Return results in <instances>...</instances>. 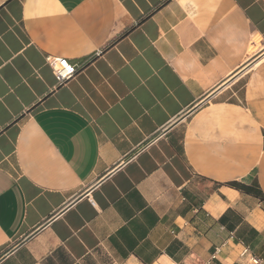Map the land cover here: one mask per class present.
<instances>
[{
  "label": "crops",
  "instance_id": "obj_1",
  "mask_svg": "<svg viewBox=\"0 0 264 264\" xmlns=\"http://www.w3.org/2000/svg\"><path fill=\"white\" fill-rule=\"evenodd\" d=\"M0 264H264V0H0Z\"/></svg>",
  "mask_w": 264,
  "mask_h": 264
},
{
  "label": "built area",
  "instance_id": "obj_2",
  "mask_svg": "<svg viewBox=\"0 0 264 264\" xmlns=\"http://www.w3.org/2000/svg\"><path fill=\"white\" fill-rule=\"evenodd\" d=\"M46 62L52 67L53 72H55L59 84L66 83L78 73L76 64H73L64 57L48 54ZM248 251V248H244L241 254L245 255Z\"/></svg>",
  "mask_w": 264,
  "mask_h": 264
},
{
  "label": "bare ground",
  "instance_id": "obj_3",
  "mask_svg": "<svg viewBox=\"0 0 264 264\" xmlns=\"http://www.w3.org/2000/svg\"><path fill=\"white\" fill-rule=\"evenodd\" d=\"M251 69V68H250ZM249 71V70H248Z\"/></svg>",
  "mask_w": 264,
  "mask_h": 264
}]
</instances>
